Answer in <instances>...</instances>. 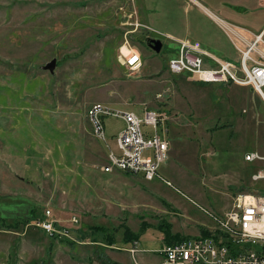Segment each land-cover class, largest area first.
I'll use <instances>...</instances> for the list:
<instances>
[{"label":"rangeland","instance_id":"374dc122","mask_svg":"<svg viewBox=\"0 0 264 264\" xmlns=\"http://www.w3.org/2000/svg\"><path fill=\"white\" fill-rule=\"evenodd\" d=\"M189 2L0 0V264H160L165 242L215 223L204 208L221 213L239 192H264V180L252 179L264 160L245 158L264 155L263 97L248 85L201 83L168 69L178 52L168 32L207 42L186 33ZM208 19L198 22L213 36L201 35L239 65L241 54ZM149 38H162L161 52ZM127 39L142 54L138 70L120 61ZM54 58L50 72L44 66ZM96 102L166 116L163 178L97 176L108 153H119L124 120L106 116V140L98 139L88 114ZM47 209L70 229L73 246L35 225Z\"/></svg>","mask_w":264,"mask_h":264},{"label":"built area","instance_id":"2783aa9c","mask_svg":"<svg viewBox=\"0 0 264 264\" xmlns=\"http://www.w3.org/2000/svg\"><path fill=\"white\" fill-rule=\"evenodd\" d=\"M203 7L241 54L240 64L218 57L189 38L166 34L177 43L178 50L168 60L169 71L174 75L191 74L201 83L248 85L264 99V29L253 32ZM124 46L128 52L124 53L121 48L122 64L132 70L140 69L143 63L141 52L133 48L128 39ZM88 114L93 134L100 140H106V116L113 115L124 120V128L117 135L119 153L109 152L102 170L114 168V171L141 174L147 180L164 177L160 167L168 158L169 151L166 116L150 108H146L142 115L134 111H120L103 102L94 103ZM160 127L163 133L159 132ZM245 158L247 161L264 160V155L258 151L249 152ZM252 179L264 180V171L254 173ZM204 210L215 222L210 234L184 238L172 244L164 243L157 250L161 255L160 264H264V192H239L231 207L221 213ZM51 214L52 210L47 209L35 225L52 237L76 240L70 236V229L57 226L56 221L50 219ZM72 222L77 223L78 219L74 217ZM134 243L137 245L138 241ZM130 250L136 253L140 249L135 246Z\"/></svg>","mask_w":264,"mask_h":264},{"label":"crops","instance_id":"0c3cea01","mask_svg":"<svg viewBox=\"0 0 264 264\" xmlns=\"http://www.w3.org/2000/svg\"><path fill=\"white\" fill-rule=\"evenodd\" d=\"M205 1H207V5L203 2V0H190V2L187 4L186 9L187 11L189 10L188 13L190 17L188 19L189 22L187 23L188 28L186 30V33H193V34L197 33L200 36L198 38L205 39L207 41L206 43L203 40H194L190 37H185V36L181 37L178 35L176 36V34H171L170 32H168V34H171L172 36H175L178 38H189L191 41L195 43H199L203 48H205L209 52L217 55L218 57L223 58L224 57L223 55L225 52H224V49H221L219 47L220 43L216 41L217 44L215 45L212 42H210L211 40L210 38L206 39L204 35H201V31L206 32L208 28L207 25L198 22V18L201 16H204L205 18H209L210 22H213V24H215L219 28V30H221V28L218 26L216 21H214L208 16L203 6L209 8L216 15L230 22H233L235 24L247 27L253 32H260L264 29V0H205ZM152 6L160 8V5L158 6V4L152 5ZM148 8L149 6L147 5V3H144V2L141 3L140 9H143L144 11L145 9H148ZM159 11L160 10L158 9L157 13H159ZM149 12L151 15V9H149ZM152 12H153L152 14H156L154 10H152ZM141 13L142 12L140 10V14ZM142 16L145 18L144 14ZM237 17L247 19L248 23L253 22L254 26L238 22L236 20ZM144 22L146 21L144 20ZM197 29H199L200 32H197ZM206 33L209 36H213L209 34V32H206ZM223 59H226V58H223ZM104 171L102 169L97 170V176H99V178H104V179H111V178L122 176V173L120 172V170H115L110 173H106ZM203 226H205L206 229L202 228V232L203 230L212 231L215 227V223H212L210 225H203ZM199 235L200 233L195 234L194 236H199Z\"/></svg>","mask_w":264,"mask_h":264},{"label":"water","instance_id":"95a60500","mask_svg":"<svg viewBox=\"0 0 264 264\" xmlns=\"http://www.w3.org/2000/svg\"><path fill=\"white\" fill-rule=\"evenodd\" d=\"M148 46L155 52H161L163 48V40L161 38H149L147 42ZM57 67V59L54 58L52 61L48 62L44 68L50 72H54Z\"/></svg>","mask_w":264,"mask_h":264},{"label":"trees","instance_id":"16d2710c","mask_svg":"<svg viewBox=\"0 0 264 264\" xmlns=\"http://www.w3.org/2000/svg\"><path fill=\"white\" fill-rule=\"evenodd\" d=\"M202 234L203 235H209L210 234V231L209 230H203V232H202ZM128 237V235L126 236V238ZM54 238H56V237H54ZM58 238H64V239H67V241H69V242H67V244H70V245H74V244H72V242L73 241H77V240H73V239H68V237L67 238H65V237H58ZM168 238H166V240H167ZM182 239H184V237H181V238H176V240H174V241H168V242H165V243H167V244H172V243H175L176 241H179V240H182ZM73 240V241H72ZM127 240H129V238L127 239ZM132 240H134V241H136L137 239H132Z\"/></svg>","mask_w":264,"mask_h":264},{"label":"bare ground","instance_id":"6f19581e","mask_svg":"<svg viewBox=\"0 0 264 264\" xmlns=\"http://www.w3.org/2000/svg\"><path fill=\"white\" fill-rule=\"evenodd\" d=\"M104 169H105L106 172H113L114 171V168H104Z\"/></svg>","mask_w":264,"mask_h":264}]
</instances>
